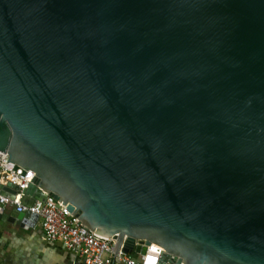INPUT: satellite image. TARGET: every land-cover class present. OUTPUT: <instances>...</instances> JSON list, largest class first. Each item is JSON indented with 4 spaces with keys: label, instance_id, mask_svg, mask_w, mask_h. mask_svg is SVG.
<instances>
[{
    "label": "water",
    "instance_id": "obj_1",
    "mask_svg": "<svg viewBox=\"0 0 264 264\" xmlns=\"http://www.w3.org/2000/svg\"><path fill=\"white\" fill-rule=\"evenodd\" d=\"M0 152L114 254L264 264V0H0Z\"/></svg>",
    "mask_w": 264,
    "mask_h": 264
},
{
    "label": "built area",
    "instance_id": "obj_2",
    "mask_svg": "<svg viewBox=\"0 0 264 264\" xmlns=\"http://www.w3.org/2000/svg\"><path fill=\"white\" fill-rule=\"evenodd\" d=\"M8 157L0 152V208L4 212L11 208L17 213L28 212L37 216L33 225L41 230V239L47 243H58L61 247L78 257L82 264H105V257L121 264H147V253H154L159 259L162 250L148 246L144 255L127 254L122 251L114 254V241L91 233L80 221L53 197L34 201L31 206L22 203L25 191L33 183L6 167ZM156 264V263H154Z\"/></svg>",
    "mask_w": 264,
    "mask_h": 264
},
{
    "label": "crops",
    "instance_id": "obj_3",
    "mask_svg": "<svg viewBox=\"0 0 264 264\" xmlns=\"http://www.w3.org/2000/svg\"><path fill=\"white\" fill-rule=\"evenodd\" d=\"M6 208L0 214V264H82L72 253L58 243H47L41 239L39 226H22L7 221L3 216L11 213ZM105 264L116 263L106 257Z\"/></svg>",
    "mask_w": 264,
    "mask_h": 264
},
{
    "label": "rangeland",
    "instance_id": "obj_4",
    "mask_svg": "<svg viewBox=\"0 0 264 264\" xmlns=\"http://www.w3.org/2000/svg\"><path fill=\"white\" fill-rule=\"evenodd\" d=\"M106 258V257H105Z\"/></svg>",
    "mask_w": 264,
    "mask_h": 264
},
{
    "label": "trees",
    "instance_id": "obj_5",
    "mask_svg": "<svg viewBox=\"0 0 264 264\" xmlns=\"http://www.w3.org/2000/svg\"><path fill=\"white\" fill-rule=\"evenodd\" d=\"M133 255V254H132Z\"/></svg>",
    "mask_w": 264,
    "mask_h": 264
}]
</instances>
